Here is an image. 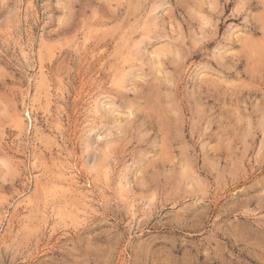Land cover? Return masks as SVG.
I'll use <instances>...</instances> for the list:
<instances>
[{"label":"rangeland","instance_id":"rangeland-1","mask_svg":"<svg viewBox=\"0 0 264 264\" xmlns=\"http://www.w3.org/2000/svg\"><path fill=\"white\" fill-rule=\"evenodd\" d=\"M0 264H264V0H0Z\"/></svg>","mask_w":264,"mask_h":264},{"label":"bare ground","instance_id":"bare-ground-1","mask_svg":"<svg viewBox=\"0 0 264 264\" xmlns=\"http://www.w3.org/2000/svg\"><path fill=\"white\" fill-rule=\"evenodd\" d=\"M70 185V184H69Z\"/></svg>","mask_w":264,"mask_h":264}]
</instances>
